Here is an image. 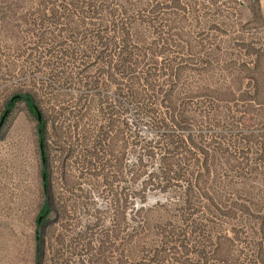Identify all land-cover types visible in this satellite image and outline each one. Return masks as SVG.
I'll use <instances>...</instances> for the list:
<instances>
[{
  "label": "rangeland",
  "instance_id": "obj_1",
  "mask_svg": "<svg viewBox=\"0 0 264 264\" xmlns=\"http://www.w3.org/2000/svg\"><path fill=\"white\" fill-rule=\"evenodd\" d=\"M114 25L135 48L128 86ZM129 88L130 126L134 108L154 112L131 127L158 184L166 132L182 140L166 192L140 194L142 151L123 158L115 129L104 155L102 111ZM29 94L50 120L47 191L37 118L16 99ZM0 210L27 228L34 264H264V0H0Z\"/></svg>",
  "mask_w": 264,
  "mask_h": 264
},
{
  "label": "trees",
  "instance_id": "obj_2",
  "mask_svg": "<svg viewBox=\"0 0 264 264\" xmlns=\"http://www.w3.org/2000/svg\"><path fill=\"white\" fill-rule=\"evenodd\" d=\"M89 5L91 4L89 3ZM106 31H108V29H106ZM114 31L119 34V38H120L119 44L117 46V49H118L117 55L120 58V65H119L120 68H117L116 75L122 81L126 82L128 86L136 80L135 68H131L132 57H133L135 48L130 46L129 44V39L131 37V34L129 33L127 26L118 27L114 25ZM109 40L111 41V39ZM107 46H108L107 49H109V45ZM107 75H110L108 71H107ZM151 75L152 74L150 73L149 74L146 73L144 76L147 79L146 78L145 79L148 80V77H153ZM124 91L125 90L120 89L121 94H119L120 98L117 104L106 103L105 108L102 111L104 113L103 116L105 120L106 131H104L102 134L103 139L101 142L104 146V155L108 156L110 153V150L113 148V145H114L113 144L114 139L111 140V137L109 136V131H111L112 129H115L116 130L115 139L118 138L122 141L121 148L123 151L122 152L123 158L125 157L127 150H133L134 148H139L140 151H142V155L138 160L140 171L142 172L138 176V178H136L135 175L131 178V182H136L139 179L142 180V178L148 174V172H146L145 170L147 167L145 165V161L147 163L153 153L152 151L153 146L144 142L142 138H140L136 129L139 128V119H141V115L149 116L150 114L153 115L154 112L148 103H144V105L140 106L139 108H134L133 110L135 111V117L138 121L135 120L134 124L131 125V126L134 125L136 129L131 127L127 121L126 115L128 114V112H132L131 111V108H133L132 102L134 100H137L138 96L134 90L129 88L128 89V100H130V102L127 103V100L123 99V97H126V96H123L122 94ZM165 97H170V95L165 96ZM16 99H23L24 101H26L29 107L32 108V112L37 118L39 147H40V152H41V157H42V167H43V181H44L45 190L47 191V188L49 185V179H50L49 154L47 151V146H48L47 134L49 130V121H50L49 117L47 116L45 111H43L41 107L38 105V102L33 95L29 94V95H25V96H22ZM167 101H168V104L171 105V106H167L170 120L171 121L176 120L175 123L178 127L186 126L187 119L183 115L176 116L175 107L173 106V104H171L169 100ZM39 117L41 118V120H39ZM152 125H154V127H156L157 129L158 128L163 129L165 127L164 123H160L159 121H156L154 119H152ZM165 135H166V148L160 147V149L165 150L166 155L168 156H166V167L163 169L162 174H161V177L163 179L162 183L158 184L156 180H154L155 177L152 174L147 175V177L145 178V181L142 182L143 190L140 192L141 195L143 193H146L147 191H151V189L159 190L160 192H166V190L169 188V185L171 184V179H169L170 176L168 173L170 167L167 161H169L170 155H172L175 151H178L182 147V140H180L177 136H175L173 133H170V132H166ZM126 137H129L131 141L126 142L125 140ZM156 146L154 147L156 148ZM123 158H121V161L118 164L119 171L123 170V167H124ZM109 167L110 165L108 161L104 163V169L105 168L109 169ZM128 173H132V170L128 171ZM180 177L181 176L176 175V177H173L172 179L178 180ZM108 178H107V175L104 176L105 182L108 184L112 183V182H108L109 181ZM153 180L154 182L152 183ZM126 189L127 188L123 187L122 195H125ZM51 208H52L51 197L48 196L46 198V203H45L44 212H43L44 218L49 216V214L51 213Z\"/></svg>",
  "mask_w": 264,
  "mask_h": 264
},
{
  "label": "crops",
  "instance_id": "obj_3",
  "mask_svg": "<svg viewBox=\"0 0 264 264\" xmlns=\"http://www.w3.org/2000/svg\"><path fill=\"white\" fill-rule=\"evenodd\" d=\"M0 210V264H34V243L25 246L26 227L19 219Z\"/></svg>",
  "mask_w": 264,
  "mask_h": 264
},
{
  "label": "water",
  "instance_id": "obj_4",
  "mask_svg": "<svg viewBox=\"0 0 264 264\" xmlns=\"http://www.w3.org/2000/svg\"><path fill=\"white\" fill-rule=\"evenodd\" d=\"M39 120H41V118L39 117Z\"/></svg>",
  "mask_w": 264,
  "mask_h": 264
}]
</instances>
